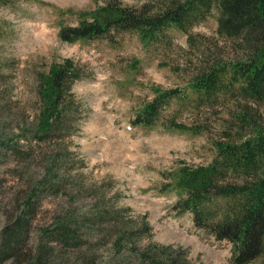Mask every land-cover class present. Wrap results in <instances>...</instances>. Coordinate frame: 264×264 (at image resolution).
Wrapping results in <instances>:
<instances>
[{
    "label": "rangeland",
    "instance_id": "374dc122",
    "mask_svg": "<svg viewBox=\"0 0 264 264\" xmlns=\"http://www.w3.org/2000/svg\"><path fill=\"white\" fill-rule=\"evenodd\" d=\"M115 1L139 10L163 0L0 3V232L18 214L29 220L17 245L22 264L38 253L44 264H132L148 244L180 248L188 264H227L230 244L195 228L190 213L178 214L173 204L183 193V165H207L214 142L252 135V125L238 120L247 100L235 85L209 98L191 87L215 63L227 69L246 59L248 44L217 33L215 8L187 32L169 26L151 43L135 31L72 43L58 38L81 13ZM64 58L81 73L71 94L63 93L66 122L35 137L39 74ZM168 89L178 92L160 104L151 126L132 122L157 90ZM248 103L264 123L263 106ZM171 121L188 129L169 127ZM58 221L67 222L76 244L48 242ZM3 264H13V256ZM248 264H264V251Z\"/></svg>",
    "mask_w": 264,
    "mask_h": 264
},
{
    "label": "trees",
    "instance_id": "16d2710c",
    "mask_svg": "<svg viewBox=\"0 0 264 264\" xmlns=\"http://www.w3.org/2000/svg\"><path fill=\"white\" fill-rule=\"evenodd\" d=\"M5 2L0 0L2 4ZM142 7L139 10L127 8L116 1L104 4L81 13L76 25L61 26L58 38L72 43L107 37L120 31H135L141 40L151 43L169 26L187 32L215 8L218 13L217 33L248 44L245 45L249 48L246 59L230 62L227 69L215 63L194 76L191 87L209 98L235 85L239 96L247 100L238 120L252 125V135L237 141L214 142L216 156L207 165H183L177 177V187L183 193L173 204L178 214L191 213L195 227L203 228L217 240L232 244L227 264H248L264 251V123L254 120L246 107L249 108L250 101L264 108V0H163L158 8ZM228 72V81L225 82L223 77ZM80 74L70 58L52 63L47 72L39 74L37 96L40 108L33 126L35 137L53 133L66 122L61 120L67 112L63 93L71 94L70 84ZM177 92V89L157 90L155 97L141 108L132 122L151 126L159 114L160 104ZM169 127L188 129L172 121ZM29 204H32L31 200L25 206ZM22 218L18 214L14 220L9 219L12 221L0 232V264L12 256L13 264L23 262L17 245L29 220L23 221ZM56 226V233L48 242L67 246L76 244L77 236L67 222L58 221ZM43 231L45 234L52 232ZM27 264H44V261L38 253ZM132 264H188V260L180 248L148 244L139 249L137 261Z\"/></svg>",
    "mask_w": 264,
    "mask_h": 264
}]
</instances>
